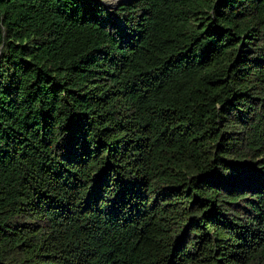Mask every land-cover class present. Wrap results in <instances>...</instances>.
Here are the masks:
<instances>
[{"label":"trees","instance_id":"1","mask_svg":"<svg viewBox=\"0 0 264 264\" xmlns=\"http://www.w3.org/2000/svg\"><path fill=\"white\" fill-rule=\"evenodd\" d=\"M0 264H264V0H0Z\"/></svg>","mask_w":264,"mask_h":264},{"label":"rangeland","instance_id":"2","mask_svg":"<svg viewBox=\"0 0 264 264\" xmlns=\"http://www.w3.org/2000/svg\"><path fill=\"white\" fill-rule=\"evenodd\" d=\"M99 6L106 8L111 11L120 2L130 1V0H95Z\"/></svg>","mask_w":264,"mask_h":264},{"label":"bare ground","instance_id":"3","mask_svg":"<svg viewBox=\"0 0 264 264\" xmlns=\"http://www.w3.org/2000/svg\"><path fill=\"white\" fill-rule=\"evenodd\" d=\"M117 1V0H116Z\"/></svg>","mask_w":264,"mask_h":264}]
</instances>
